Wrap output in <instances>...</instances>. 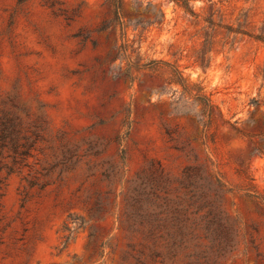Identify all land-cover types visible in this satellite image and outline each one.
<instances>
[{
	"label": "rangeland",
	"instance_id": "1",
	"mask_svg": "<svg viewBox=\"0 0 264 264\" xmlns=\"http://www.w3.org/2000/svg\"><path fill=\"white\" fill-rule=\"evenodd\" d=\"M152 3L165 20L134 32L137 60L203 87L223 113L208 127L163 63L122 74L103 0H0V264H137L141 227L146 264H264V44L202 21L264 35V0H190L198 19ZM214 206L226 227L206 235Z\"/></svg>",
	"mask_w": 264,
	"mask_h": 264
},
{
	"label": "trees",
	"instance_id": "2",
	"mask_svg": "<svg viewBox=\"0 0 264 264\" xmlns=\"http://www.w3.org/2000/svg\"><path fill=\"white\" fill-rule=\"evenodd\" d=\"M167 2H172L175 7L181 9L185 15L198 19L200 17L199 13L190 5V0H165ZM125 0H103V4L108 8L109 18L105 20L102 29H112L117 35V44L115 46V52L112 61L119 60L121 63H126V68L123 71V75L132 82L135 79L134 73L142 70L156 71L158 70L157 64L159 62L163 63L166 67L170 69V76L168 78L169 84H178L182 87L183 91L193 98L194 103L201 105V114L207 118L206 122L203 123L204 126L208 127L213 122L216 115L223 116L220 107L211 99V95H206L203 91V87L199 84L193 83L189 79L185 78L184 72L179 68L176 63L163 62L158 60H152L149 63H140L137 60V49L140 46H135V34L139 28L145 29V27H150L155 24H161L165 20V14L161 6L156 10V6L152 3V0L146 2V9L143 11L144 14H149L151 18H144L142 16L137 17L135 20L127 18V14L124 10ZM132 2H137V0H132ZM202 21L209 25L211 29L223 30L229 34H240L242 36H247L254 39L255 41L264 44V35H258L246 31L240 26L234 27L228 24L217 23L212 17L206 16L202 17ZM133 34V37H131ZM196 91V93H192ZM256 102V101H254ZM231 129L237 133H242V131L236 126L237 121L231 123L230 121H225ZM255 154L264 155V149L256 147ZM202 172V169L198 166H188L183 171V178L181 181L182 186L189 191V193H195L201 190L202 185L198 182L201 177H198ZM264 202V199H261ZM226 223L224 221V216L219 211L217 206H214L207 214L205 232L206 235H212L215 233H222L225 229ZM144 235L140 243V249L138 251V256L136 257L137 264H146V260L154 261L158 256V240L150 239L151 229L141 227L138 229ZM211 239L210 241H214ZM230 240V239H229ZM132 247V245H130ZM102 247V246H101ZM176 251L171 254V257L176 256L178 250L186 249V243L179 242L175 246ZM175 250V249H174ZM102 256V252L100 253ZM189 258V255H187ZM190 263V262H189Z\"/></svg>",
	"mask_w": 264,
	"mask_h": 264
}]
</instances>
